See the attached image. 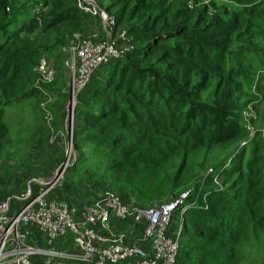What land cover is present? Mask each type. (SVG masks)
Returning a JSON list of instances; mask_svg holds the SVG:
<instances>
[{"label": "trees", "instance_id": "16d2710c", "mask_svg": "<svg viewBox=\"0 0 264 264\" xmlns=\"http://www.w3.org/2000/svg\"><path fill=\"white\" fill-rule=\"evenodd\" d=\"M107 1L134 49L77 97L70 171H89L92 159L110 187L143 197L197 187L204 202L184 213L181 264H241L264 235V139L241 145L263 68L264 0ZM87 26L76 0H0V147L4 108L34 90L39 54ZM260 83L264 91V75Z\"/></svg>", "mask_w": 264, "mask_h": 264}, {"label": "built area", "instance_id": "2783aa9c", "mask_svg": "<svg viewBox=\"0 0 264 264\" xmlns=\"http://www.w3.org/2000/svg\"><path fill=\"white\" fill-rule=\"evenodd\" d=\"M76 8L97 34L67 50L66 65L72 71L69 117L92 75L134 49L127 29L117 27L99 0H76ZM52 63L44 56L38 62L42 84L56 77ZM63 171L33 180L18 196L0 194V264H181L182 216L197 205L189 193L142 211L110 192L78 207L52 197L63 185Z\"/></svg>", "mask_w": 264, "mask_h": 264}, {"label": "rangeland", "instance_id": "374dc122", "mask_svg": "<svg viewBox=\"0 0 264 264\" xmlns=\"http://www.w3.org/2000/svg\"><path fill=\"white\" fill-rule=\"evenodd\" d=\"M99 5L105 9L108 1L99 0ZM35 7H32L33 11ZM96 34L94 27L87 26L81 31L73 32L59 48L48 53L41 52L33 67L35 80H33L31 88L34 90L28 89L27 97H16L9 106L4 108L2 122L7 128V134L0 147V194L4 197L18 196L33 180L53 177L59 168H63V185L66 182V187H60L52 192V197L65 199L67 192L70 191L71 201L75 205L98 202L107 192L122 195V199L131 208L139 211L165 206L181 199L182 195L186 193L190 194V198L194 197L193 200L196 202H204L202 197L198 196L200 189L197 187L183 188L180 191L172 192L169 191V185H167L163 192L151 193L146 197L141 196L142 191L132 195L124 193L121 189L110 187L107 184L106 179L96 169L97 163L92 159L87 164V166H92L89 171H70L76 153L73 143L69 148L68 129L70 128L71 135H73V131L77 128L76 109L78 106H76V99L72 116L69 117L66 109L71 101L72 71L66 65L67 50L70 46L92 38ZM42 56L50 58L49 60L53 62L52 67L56 71V77L51 84H42L36 72V67ZM263 75L264 61L263 68L254 72L250 86L251 91L254 92L252 101L242 115L248 136L241 142V145H248L253 138L264 139V91L260 90V76ZM47 115L50 117L48 121L45 119ZM261 153L264 156V149ZM224 156L225 151L214 152L212 159H209L206 174L216 164V160L222 159ZM214 185L220 186L217 183ZM74 191H77L76 194ZM259 241L260 249L251 246L253 249L250 250L248 246L246 247V257L241 264H259L264 260V235Z\"/></svg>", "mask_w": 264, "mask_h": 264}, {"label": "water", "instance_id": "95a60500", "mask_svg": "<svg viewBox=\"0 0 264 264\" xmlns=\"http://www.w3.org/2000/svg\"><path fill=\"white\" fill-rule=\"evenodd\" d=\"M68 131H69V134H68V136H69V148H71V144H72V135H71L70 129H68Z\"/></svg>", "mask_w": 264, "mask_h": 264}]
</instances>
